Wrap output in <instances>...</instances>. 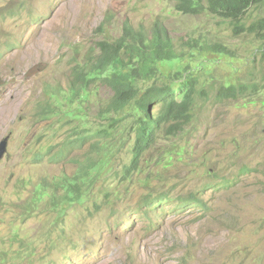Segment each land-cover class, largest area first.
Returning a JSON list of instances; mask_svg holds the SVG:
<instances>
[{
    "label": "rangeland",
    "instance_id": "obj_1",
    "mask_svg": "<svg viewBox=\"0 0 264 264\" xmlns=\"http://www.w3.org/2000/svg\"><path fill=\"white\" fill-rule=\"evenodd\" d=\"M249 11L248 21L264 16V7ZM155 20L182 49L161 72L187 67L209 93L193 121L176 135L161 133L128 179L113 175L130 160L133 133L124 128L125 141L116 135L122 146L98 151L109 164L80 200L61 198L60 187L58 209L49 193L38 198L42 180L74 176L85 151L68 147L70 128L92 129L110 97L105 85H91L87 97L66 99L71 69L96 54L98 42L118 37L124 23L148 29ZM216 22L177 11L172 0H0V141L8 137L0 158V264H264V58L254 37L228 31L234 55L180 45L209 35ZM257 79L252 97H215L220 84ZM50 100L60 116H38ZM220 177L227 187L215 188ZM189 194L205 207L187 203Z\"/></svg>",
    "mask_w": 264,
    "mask_h": 264
},
{
    "label": "trees",
    "instance_id": "obj_2",
    "mask_svg": "<svg viewBox=\"0 0 264 264\" xmlns=\"http://www.w3.org/2000/svg\"><path fill=\"white\" fill-rule=\"evenodd\" d=\"M172 1L177 11L192 15L204 13L206 17L216 19L219 26L214 27L209 35L190 36L186 40L180 38L181 46L190 47L196 52L234 55L229 37L225 39L224 31H228V36L232 37H254L264 58V16L247 20L249 9L264 7V0ZM96 49V54L91 51L84 64L71 69L69 93L72 94L69 96L68 93L65 98L71 101L78 93L83 99L90 93L91 85H105L111 93L109 100L100 105L92 129L80 122L70 128L72 136H68V147L85 151L74 160L77 166L74 176L70 180L58 178L52 185L49 179L39 184L41 192L37 193V197L49 193L50 203L57 209L60 201L55 188L60 187V191L64 189L61 198L80 200L84 191L92 187L89 182L93 176L99 178L98 172L109 164L107 152L100 156L98 151L103 147L110 150L117 143L123 145L122 139L116 136L118 132L124 133V141L129 135L124 128L133 133L129 163L123 166L122 172L113 171L114 176L128 179L138 169L143 154L156 144L159 135L170 136L183 131L193 121V110L198 101L209 96L206 88L199 87L197 74L193 75L185 69L166 75L161 72L163 63L181 59L182 49L177 48L175 39L160 20H155L148 29L124 23L118 37L98 42ZM175 79L182 81L176 82ZM258 83L259 79L248 83L220 84L215 97L223 101L252 97L260 91ZM58 104L54 101L44 102V106L37 111L38 116H55L59 113L54 108ZM76 116L73 115L72 119ZM91 136L93 141L84 147V142ZM63 156L62 152L56 155L57 159ZM188 197L193 199L187 200L189 204L203 207L201 198L196 194H189ZM151 203L154 202L146 200L144 205L150 209Z\"/></svg>",
    "mask_w": 264,
    "mask_h": 264
},
{
    "label": "clouds",
    "instance_id": "obj_3",
    "mask_svg": "<svg viewBox=\"0 0 264 264\" xmlns=\"http://www.w3.org/2000/svg\"><path fill=\"white\" fill-rule=\"evenodd\" d=\"M202 14H204V13H201V15ZM194 15H196V14H194ZM233 38H236V37H233ZM185 69V71L186 72H190V73H192L193 75H195L196 73H193V70H191V69H189V68H184ZM185 76V75H184ZM179 81H182V79H177L176 80V82H179ZM199 87H200V85H199ZM7 137V136H6ZM5 138V137H4ZM242 171H244V169H241V170H239V172H242ZM227 185H228V181H227V179L226 178H222V177H220V180L218 181V182H216L215 183V188H223V187H227ZM163 198H166V197H163ZM161 199V198H160ZM202 200V199H201ZM177 202H179V201H177L176 200V203ZM186 202H187V200H186ZM188 203V202H187ZM203 203V202H202ZM196 206V205H195ZM197 207H199V206H197ZM202 207V206H201ZM203 207H205V205L203 204ZM156 209H160L159 207L158 208H156Z\"/></svg>",
    "mask_w": 264,
    "mask_h": 264
},
{
    "label": "water",
    "instance_id": "obj_4",
    "mask_svg": "<svg viewBox=\"0 0 264 264\" xmlns=\"http://www.w3.org/2000/svg\"><path fill=\"white\" fill-rule=\"evenodd\" d=\"M7 141H8V137H5V138H3V139L0 141V158L3 156V154H4L5 151H6V148H7Z\"/></svg>",
    "mask_w": 264,
    "mask_h": 264
}]
</instances>
